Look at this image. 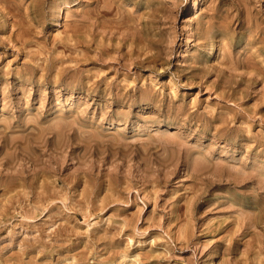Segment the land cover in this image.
I'll use <instances>...</instances> for the list:
<instances>
[{"label": "rangeland", "instance_id": "rangeland-1", "mask_svg": "<svg viewBox=\"0 0 264 264\" xmlns=\"http://www.w3.org/2000/svg\"><path fill=\"white\" fill-rule=\"evenodd\" d=\"M0 264H264V0H0Z\"/></svg>", "mask_w": 264, "mask_h": 264}, {"label": "bare ground", "instance_id": "bare-ground-1", "mask_svg": "<svg viewBox=\"0 0 264 264\" xmlns=\"http://www.w3.org/2000/svg\"><path fill=\"white\" fill-rule=\"evenodd\" d=\"M7 22H6V20H5V24H6ZM19 33V32H18ZM215 45V44H214ZM216 47V46H215ZM213 48V47H212ZM215 49V48H214ZM214 54V53H213ZM212 56V55H211Z\"/></svg>", "mask_w": 264, "mask_h": 264}]
</instances>
